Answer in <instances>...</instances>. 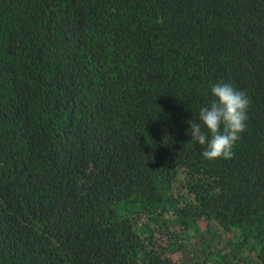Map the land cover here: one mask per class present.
<instances>
[{
    "label": "trees",
    "instance_id": "16d2710c",
    "mask_svg": "<svg viewBox=\"0 0 264 264\" xmlns=\"http://www.w3.org/2000/svg\"><path fill=\"white\" fill-rule=\"evenodd\" d=\"M220 82L250 105L209 161ZM200 218L264 264V0H0V264H183Z\"/></svg>",
    "mask_w": 264,
    "mask_h": 264
},
{
    "label": "clouds",
    "instance_id": "9594fccd",
    "mask_svg": "<svg viewBox=\"0 0 264 264\" xmlns=\"http://www.w3.org/2000/svg\"><path fill=\"white\" fill-rule=\"evenodd\" d=\"M209 106L199 109V123L188 121L187 134L203 146L202 156L212 161L233 158V147L246 130L247 110L250 100L245 92L231 83L220 82L211 87Z\"/></svg>",
    "mask_w": 264,
    "mask_h": 264
},
{
    "label": "rangeland",
    "instance_id": "374dc122",
    "mask_svg": "<svg viewBox=\"0 0 264 264\" xmlns=\"http://www.w3.org/2000/svg\"><path fill=\"white\" fill-rule=\"evenodd\" d=\"M163 180L159 181L157 194L163 192ZM180 188V181H174ZM167 189V188H166ZM163 199V198H161ZM155 201V200H154ZM157 203V201H155ZM142 223V218L139 219ZM225 231L214 222L196 219L184 232L180 252L183 264H261L255 257L257 245L252 239L240 243L236 228Z\"/></svg>",
    "mask_w": 264,
    "mask_h": 264
}]
</instances>
